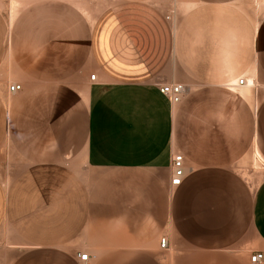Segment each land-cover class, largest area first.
<instances>
[{"label":"crops","instance_id":"0c3cea01","mask_svg":"<svg viewBox=\"0 0 264 264\" xmlns=\"http://www.w3.org/2000/svg\"><path fill=\"white\" fill-rule=\"evenodd\" d=\"M256 158L264 0H0V264H251Z\"/></svg>","mask_w":264,"mask_h":264},{"label":"built area","instance_id":"2783aa9c","mask_svg":"<svg viewBox=\"0 0 264 264\" xmlns=\"http://www.w3.org/2000/svg\"><path fill=\"white\" fill-rule=\"evenodd\" d=\"M94 74L90 75V79L94 80ZM245 78L240 77L234 83L229 85L230 87H237L244 85ZM247 84V82H245ZM22 86L19 83H12L8 86V92L11 94H16L21 91ZM157 89L159 93L164 95L171 104L176 105L180 103L183 96L186 93V86L179 82L169 81V82H160L157 84ZM184 175V166H183V156L180 153H177L173 157L172 161V177L170 180L171 186H176L180 183ZM159 246L162 249L168 247V241L165 237H162L159 241ZM78 258L81 262H86L88 260V253H79ZM249 262L251 264H261L264 262V251H255L250 254Z\"/></svg>","mask_w":264,"mask_h":264},{"label":"rangeland","instance_id":"374dc122","mask_svg":"<svg viewBox=\"0 0 264 264\" xmlns=\"http://www.w3.org/2000/svg\"><path fill=\"white\" fill-rule=\"evenodd\" d=\"M254 162L252 163V167L250 169V173L247 176L248 182L251 185V187H254L264 176V165L260 161H258V158H256Z\"/></svg>","mask_w":264,"mask_h":264}]
</instances>
